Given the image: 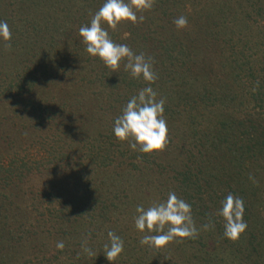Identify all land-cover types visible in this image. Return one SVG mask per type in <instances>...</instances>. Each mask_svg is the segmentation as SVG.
I'll return each instance as SVG.
<instances>
[{"label": "trees", "instance_id": "trees-1", "mask_svg": "<svg viewBox=\"0 0 264 264\" xmlns=\"http://www.w3.org/2000/svg\"><path fill=\"white\" fill-rule=\"evenodd\" d=\"M103 2L104 0H0V20L9 25L12 33L10 44L17 45L20 49V54L11 59L2 58L4 53L0 51V64L5 68V71H0V99L4 97L19 100L23 112L33 116L34 125L41 134L32 138L29 145L33 149L30 150L31 153H38L36 148L40 147L48 156L55 153L57 161H66L70 157L71 143L63 137V132L71 127H78L79 122L77 124L76 121L81 117L85 118L84 116H88L87 119L89 116L94 117L102 123L106 133L90 135L78 130L80 128L73 129L72 142L75 143L74 146L80 147V155L87 157L91 151L88 147L92 143L98 150L89 157L93 160L99 158V162L106 166L111 163L114 152L125 156L128 150H132L128 142L115 138L113 118L110 123H106L100 116L106 110L111 111L114 104H126L139 89L147 85L143 80L133 79L124 70L126 61H122L119 70L114 73L98 57H90L78 34L79 28L90 22ZM190 2L194 7L195 0ZM244 2L247 3L245 8L248 6L249 9L245 14L254 26V29L250 27L254 31L243 34L242 38L236 37L242 44L241 49L233 50L226 58L233 64L230 66L231 78L244 85L242 95L246 93L248 99L240 96L241 94L237 95L235 89L227 83H220L215 87L204 83L203 77L199 74L197 76L191 66L193 49L186 41L173 34V31L169 32L162 22L153 21L138 27L124 22L120 24L121 28L123 24L127 26L123 30L118 27L115 31L109 29V34L116 43L126 44L134 52H144L153 58L158 79L151 86L157 91L158 99H165L164 112L179 114L177 119L172 118L189 125V131L185 135L187 140L184 139V143L178 145L180 152L173 153L171 157V161L179 163L174 164L167 159L164 162L161 155L154 160L150 154L139 151H132L133 154L129 153L126 157L147 162L149 167L161 168L157 171L160 176L164 172H171L168 178L176 183L180 191L179 198L191 205L197 228L210 221L215 224L214 229L200 230L196 239L173 242L155 250L147 246L134 247L138 249L134 256L130 252L122 253L124 259H129L127 263L217 264L221 259L219 253H225L242 264H264V211H254L260 207L257 203L264 202V128L261 127L262 122L255 121L256 118L251 114L255 108H264V0L237 1L236 5L241 8ZM189 7L191 8L190 5ZM216 9L218 10L211 14L213 23L215 17L221 18V6L217 4ZM190 17L191 15L187 17L189 21ZM218 27L221 28V25ZM218 27H213L214 32L211 34L221 31ZM230 38L232 39L230 36L228 40ZM223 42L229 43L226 40ZM41 80H49L55 84V89L49 91L50 95L47 97L34 91L37 82ZM84 84H92L91 93H84L80 87ZM253 88L256 89L255 92L252 91ZM89 94L90 102L87 104L85 99ZM100 95H106V101L100 102L103 98ZM232 103H235V107L238 105V110L247 103L246 110L243 109L246 119L237 120L221 115V111L228 112ZM81 106L83 109H79ZM201 109L210 112V116L206 118L204 113L201 116ZM184 112L188 116L182 115ZM212 112H215L214 116ZM47 120L51 126L44 130L47 132H42ZM202 124L207 126L206 129H202ZM182 134L180 135L184 138ZM169 143L172 140L169 139ZM206 143L221 147V161L205 165L180 161L181 151L189 153ZM122 144L125 145L124 149H118V145L122 147ZM110 147L113 152L109 150ZM31 155L11 157L6 161L8 163L4 162V158L0 159V240L19 243L31 232V227L26 223L11 221L14 217L13 207L17 210L22 206L18 201L23 196L19 186L28 177L23 169L31 165ZM42 160L46 164L50 162L46 156ZM246 161L249 164L245 166ZM229 193L243 199V218L248 225L246 231L235 241L224 237V221L215 215L221 207V201ZM104 201L100 199L98 202L96 199L95 203L104 205ZM90 212L86 211L88 216L82 218L90 221ZM76 220L78 219L72 220L75 221L73 224L78 223ZM144 234L141 233L136 238L140 239ZM129 246L127 245V250ZM52 249L53 253L50 249L42 250L34 257V261L27 260L24 264H53L59 259H68L67 245L62 251L55 247ZM104 261L107 262L105 264H110L106 259ZM117 262L120 260L117 259L116 264ZM0 264H3L1 259Z\"/></svg>", "mask_w": 264, "mask_h": 264}, {"label": "rangeland", "instance_id": "rangeland-1", "mask_svg": "<svg viewBox=\"0 0 264 264\" xmlns=\"http://www.w3.org/2000/svg\"><path fill=\"white\" fill-rule=\"evenodd\" d=\"M190 1L168 0L164 2L155 0V4L150 11L138 13V16L144 15V22L137 23L134 26L146 25L153 21L162 22L169 32L173 31V34L183 39L184 42L186 41L193 49L191 66L197 76L199 74L203 77L204 83L214 87L220 83L221 85L227 83L229 87L235 89L234 92L237 95L241 94L240 96L248 99L246 93L242 95L244 94V85L239 83L240 81L234 82L231 78L232 69L230 66H233V64L228 62L226 58V55L227 57L231 55L233 50L239 51L241 49L242 44L237 41L236 37L240 36L242 38L243 34L254 31V26L245 14L249 12L248 6L245 8L247 3L244 2L240 8L236 5V2L244 0H195V6L192 7ZM217 4L221 6V18L215 17L216 23L214 22V24L211 14L218 10L216 9ZM192 9H194V12L191 13ZM181 15L185 17L191 15V19L188 20L186 28L178 30L173 21ZM126 23L127 25L131 24L130 22ZM220 25L221 28L218 27ZM215 26L221 31L216 30V32L218 31L217 34H211L214 32L212 29L213 27L216 28ZM123 27L125 29L127 26L123 24ZM118 28L122 29L120 25ZM230 36L232 37V39L230 38L231 41L228 40ZM223 40L229 43L224 44ZM8 43L10 44V42ZM10 45L11 47L8 48L3 41H0V51L4 53L2 58L11 59L20 54L17 45ZM0 71H5L1 64ZM41 81L37 82L34 91L40 94L43 93L47 97L55 89V84L49 80ZM80 87L85 94L92 92V84H84ZM100 96L103 97L100 102L106 101L104 99L107 98L106 95ZM85 102L87 104L90 102V94L86 97ZM125 105L114 104L111 111H104L100 117L104 119V122L110 123L109 121H112V118L115 120L121 114V110ZM244 105L246 107L247 103ZM248 105L250 106L251 102ZM236 107L235 103H232L228 108V112L221 111V115L233 117L237 120L246 119L245 107H239V110L237 104ZM79 109H83V106ZM193 112L195 115L196 112L194 110ZM200 112H202L201 116L203 113L206 118L210 116V112L207 110L201 109ZM212 113H214V116L215 112ZM251 114L256 118L255 121L262 122L261 127L264 128V108H255ZM178 115L164 112L168 126V144L164 150L151 153L152 159L155 160L158 155H161L164 162L167 159L174 164L179 163L171 161V157L173 153L180 152L178 145L181 142L184 143L189 125L182 124L183 122H180V120L172 118H176ZM182 115L188 116L187 113ZM84 117L76 121L77 124L79 122L78 127L74 126L63 132V137L71 143V146L69 147L70 157L61 162L57 161L58 156L55 153L48 156L40 147H35L39 150L38 153L30 152L32 148L29 145H31L32 138L41 134L34 125L33 116L23 112L19 100L4 97L0 99V159L3 160L4 158V162H6L11 157H24L29 153L32 154L29 156L31 165L23 169L28 177L19 186L23 196L18 201L22 206L21 208L18 207L17 210L13 207L12 216L14 217L11 220L12 222L18 220L17 222L26 223L31 227V232L24 241L19 243L0 240V259L3 260V264H24L27 260L34 261V257L38 256L42 250L50 249L53 253L52 248H56L58 241H64L67 245L69 256L68 259H59L53 264H105L107 262L104 261L106 258H104L103 246L108 243V231H113L124 238V252L127 254L130 252L134 256V253L138 250L134 247H141L139 243L141 237L140 239L136 238L141 233L134 226L137 205L150 206L154 202L164 201L170 191H174L180 197V191L176 183L168 178L171 172H164L165 174L160 176L157 171L161 168L149 167L147 162L143 163L137 158L126 157L129 153L133 154V150H128L125 156L114 152L113 156L110 155L113 158L111 163L106 166L99 162V158L93 160L89 157L98 150L92 143L88 147L91 148V151L87 154V157L80 155V147H77L78 145L74 146L75 143L72 142L73 129L80 128L78 130L90 135L101 132L106 133V128L104 127L105 131H103L102 123H99L94 117L90 118L89 116L88 119V116ZM43 126L42 132H47L44 130L51 126L50 121H45ZM201 126L202 129L207 127L205 124ZM51 129L53 128L51 127ZM182 132H184V138L180 135ZM169 139L172 140V143H169ZM124 146V144H122V147L118 145L117 148L124 149ZM109 150L113 152L112 147ZM15 154H19V156ZM45 156L46 159L49 157L50 162L48 164L44 160L41 161ZM179 156L180 161L205 165L217 160L221 161V147L218 148L213 143H206L204 146L201 145L199 148L193 149L192 152L189 151V153L181 151ZM247 164H249L248 161L245 162V166ZM255 165L257 166V164ZM96 199L98 202L100 199L105 200L104 205L106 206L101 203L98 204V202L95 203ZM257 204L260 207L255 208L254 211H264V202ZM94 205L98 207L94 208ZM86 211H91L92 219L90 221L82 218L88 216L89 213L87 214ZM111 211H113V214H111ZM102 213L104 215H100ZM74 219H78L76 220L78 223L73 224L75 221L72 220ZM85 238L88 240V246L93 248L96 255L88 257L83 253L81 243ZM127 245H130L129 250L126 248ZM122 256L123 254L118 258L120 260L119 263L117 262L118 264H131L127 263L129 259L126 260ZM219 257L221 259L217 260V264H242L235 257L228 256L225 253H219ZM114 264H116V261Z\"/></svg>", "mask_w": 264, "mask_h": 264}, {"label": "clouds", "instance_id": "clouds-1", "mask_svg": "<svg viewBox=\"0 0 264 264\" xmlns=\"http://www.w3.org/2000/svg\"><path fill=\"white\" fill-rule=\"evenodd\" d=\"M155 0H104L87 25L79 28V37L85 45V52L90 57H98L112 72H117L122 61L124 70L133 79L143 80L147 86L139 89L126 105L121 114L115 118L113 134L121 142H128L133 151L143 154L162 151L168 144V126L164 116L165 99H158L157 91L151 86L158 79L154 70V60L144 52L136 53L128 45L116 43L109 34V29L115 31L123 22L132 24L143 23L144 15L150 11ZM173 23L178 30L188 25L187 17L181 15ZM12 33L6 21L0 20V41L10 48L8 43ZM258 86V85H257ZM255 88L252 89L255 92ZM252 179V177H250ZM134 216L135 229L145 233L139 243L141 246L160 249L173 242H183L185 239H196L200 230L214 229L213 222L197 228L192 216V207L179 198L174 191L168 193L164 201L154 202L147 208L137 205ZM245 206L242 198L229 193L222 201L215 215L224 221V237L235 241L239 239L248 225L244 220ZM108 243L104 244V256L110 264L124 252V240L113 231H108ZM58 251L65 248L64 241L56 243ZM81 249L88 257L96 255L88 246L85 238Z\"/></svg>", "mask_w": 264, "mask_h": 264}]
</instances>
